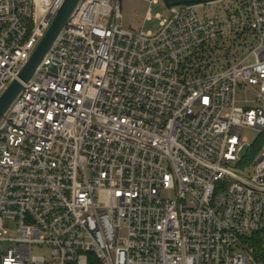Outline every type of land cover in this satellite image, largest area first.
Listing matches in <instances>:
<instances>
[{
	"label": "built area",
	"instance_id": "1",
	"mask_svg": "<svg viewBox=\"0 0 264 264\" xmlns=\"http://www.w3.org/2000/svg\"><path fill=\"white\" fill-rule=\"evenodd\" d=\"M64 2L0 0V96ZM122 17L79 0L0 119V264H264V0Z\"/></svg>",
	"mask_w": 264,
	"mask_h": 264
},
{
	"label": "rangeland",
	"instance_id": "2",
	"mask_svg": "<svg viewBox=\"0 0 264 264\" xmlns=\"http://www.w3.org/2000/svg\"><path fill=\"white\" fill-rule=\"evenodd\" d=\"M207 9L210 11L212 9V6L208 5ZM167 12H169V7L166 6L163 0L154 3H151L150 0H123V17L119 20V22L122 24L124 28L133 31H138L142 28L146 30L156 31L160 25L159 15ZM217 43L221 44L223 43V41L218 40ZM233 49H235V44L231 40H230V45H228L227 47L225 48L220 47V49L218 50L219 53L217 52L216 54L217 57H220V60L216 61L217 69L220 68V66L223 65L224 63V59L222 58L221 55L223 54L227 55ZM249 50L247 52H249ZM230 60L232 61L233 58L230 57ZM250 60L253 61V58ZM245 97L246 94L242 91H239L238 94L239 105H244V103L241 102V100L245 99ZM249 97L252 98L251 95ZM243 137L246 139V141L244 144V149L241 153L242 157L249 156V154L252 152L253 146L262 139L264 140V134H262L260 131L254 130L253 128H249V127H245L243 129ZM262 143H264V141ZM257 157L253 162H247L245 160L247 171H244V173L246 174V176H249V171L252 170L254 163H256ZM236 165L237 163L232 165L234 170L237 169ZM247 235L251 237L253 233L250 232ZM34 253L43 254L49 257L50 249L46 248L44 250H41L35 248ZM260 259L261 261H264L263 257H260Z\"/></svg>",
	"mask_w": 264,
	"mask_h": 264
},
{
	"label": "water",
	"instance_id": "3",
	"mask_svg": "<svg viewBox=\"0 0 264 264\" xmlns=\"http://www.w3.org/2000/svg\"><path fill=\"white\" fill-rule=\"evenodd\" d=\"M167 7L181 5V4H191V3H208L217 0H163ZM79 0H65L61 8L59 9L57 15L52 21L50 27L45 32L43 38L37 45L36 49L32 53L29 60L21 69L19 74V79L13 80L8 88L0 96V119L4 113L11 106L17 95L21 92L23 88V81H28L39 65L42 63L44 57L51 48L56 37L62 30V28L67 24V21L78 4Z\"/></svg>",
	"mask_w": 264,
	"mask_h": 264
},
{
	"label": "trees",
	"instance_id": "4",
	"mask_svg": "<svg viewBox=\"0 0 264 264\" xmlns=\"http://www.w3.org/2000/svg\"><path fill=\"white\" fill-rule=\"evenodd\" d=\"M264 140L262 139L258 143H256L253 148L252 152L247 156L246 161L247 162H253L255 158L257 157L261 147H262V142ZM248 239L252 242V244L256 247L257 250V255L258 257H263L264 258V231L263 232H258V233H253L251 237L248 236ZM91 264H99V262L94 259Z\"/></svg>",
	"mask_w": 264,
	"mask_h": 264
}]
</instances>
